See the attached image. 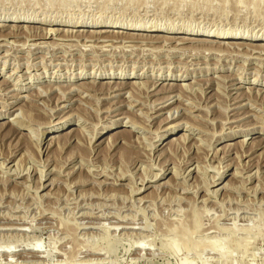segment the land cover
Instances as JSON below:
<instances>
[{
  "label": "rangeland",
  "instance_id": "1",
  "mask_svg": "<svg viewBox=\"0 0 264 264\" xmlns=\"http://www.w3.org/2000/svg\"><path fill=\"white\" fill-rule=\"evenodd\" d=\"M16 17L53 22L32 24L43 26L122 19L264 36V0H0V23ZM7 26L0 29V264H264V54L223 42L39 45L4 38ZM99 71L133 76L102 79L106 87L170 79L150 83L149 94L136 89L145 105L129 97V85L108 94L68 82ZM171 83L183 87L160 90ZM65 91L69 100L59 97ZM170 93L156 105L166 107L150 113L148 105ZM144 184L152 186L135 192Z\"/></svg>",
  "mask_w": 264,
  "mask_h": 264
},
{
  "label": "bare ground",
  "instance_id": "2",
  "mask_svg": "<svg viewBox=\"0 0 264 264\" xmlns=\"http://www.w3.org/2000/svg\"><path fill=\"white\" fill-rule=\"evenodd\" d=\"M29 15V14H28ZM18 17V16H17ZM15 18L14 20H11V23L13 24H8V23H5V24H2L0 23V29L6 27L7 25V28H10V30L4 35V38H8V37H15L17 39L21 38V37H25V39H30V40H42V41H38L36 42L37 44L39 45H42L43 44H47V43H52V42H56L55 39H63V40H71V39H74V40H79L80 39H84V41L87 43V42H104V43H107V44H104V45H107V46H112L114 44H117V43H120L121 45L124 44V46L126 44H130V45H135V44H138V43H142V44H150V45H153L155 46L156 44H160V42H163V44H161V46H171L173 45V47H182L184 46L185 43H195L197 42L196 44H199V45H202L203 44L205 46H207L206 44L208 43H222L225 44L227 43L226 45L229 44V46L231 47L232 45V49L233 47L235 48L236 46H239L241 47V49L243 50V48H246L247 50H245L246 52L249 51L251 54H254V53H257L259 54L260 56H262L264 54V36L262 35H258V34H246V33H236V32H232L230 30H220V29H214V30H209V29H202L197 27H188V26H185V27H181V26H177V25H174L173 24H161V23H151V25H146L145 22L143 21H138V22H134V23H123L122 19H113L111 21H107V22H100L98 19H93L91 21H88V22H84V21H61L59 24H54V25H51V26H43V25H49V23H53V22H50L49 20L47 19H41V20H38L39 23L43 24V25H32V24H35L37 21V19L35 18H29L27 17L26 19V22L25 21H22L21 19L19 18ZM22 21V22H21ZM52 21V20H51ZM54 21V20H53ZM17 22V24L15 23ZM39 23H36V24H39ZM164 25V26H163ZM185 25V24H184ZM36 27V28H35ZM15 28V29H14ZM24 28V29H23ZM35 29V30H29V29ZM23 29V31H22ZM236 31V30H235ZM25 33V35H24ZM27 33V35H26ZM1 37V36H0ZM48 39H51L52 41L51 42H48ZM55 40V41H54ZM227 42H224L226 41ZM62 42V41H61ZM83 43V42H82ZM96 43V44H97ZM175 43V44H173ZM95 44V45H96ZM102 44V43H101ZM141 44V45H142ZM191 44V45H192ZM232 44V45H230ZM58 45V44H56ZM88 45V44H87ZM90 45V44H89ZM94 45V47H95ZM210 45V44H208ZM219 45V44H218ZM48 46V45H47ZM91 46V45H90ZM93 46V44H92ZM123 46V45H122ZM127 46V45H126ZM149 46V45H148ZM193 46H196V45H193ZM198 46V45H197ZM196 46V48H197ZM204 46V48H206ZM215 46V45H214ZM223 46L225 45H220L218 47L222 48ZM229 46H227L228 48H230ZM41 47V46H40ZM113 47V46H112ZM145 47V46H144ZM157 47V46H155ZM187 47V46H186ZM191 47V46H189ZM200 47V46H198ZM208 47V46H207ZM226 47V48H227ZM143 48V47H142ZM161 48V47H160ZM181 48V49H182ZM194 48V47H192ZM212 48H214L212 46ZM225 48V49H226ZM88 49V48H87ZM134 49V48H133ZM199 49V48H198ZM210 50V48H208ZM206 49V50H208ZM215 49H217L215 47ZM219 49V48H218ZM231 49V51H232ZM222 50V49H220ZM236 50V49H235ZM211 51V50H210ZM234 51V50H233ZM239 51V49H238ZM240 52V51H239ZM242 52V51H241ZM86 54V53H85ZM207 62V61H206ZM136 67V66H135ZM112 68V67H111ZM170 68V67H169ZM226 69V68H225ZM183 71V70H182ZM83 71H80V73L82 74ZM94 72V71H93ZM111 72V71H110ZM186 72V71H185ZM102 72L99 71V75L97 74H94V75H90V76H82V75H78V76H75L73 78H70L71 76H69L68 78V82H80V81H84V82H81V85L83 86L82 88H86V89H89V90H93L95 92H104L105 90L107 91L108 94H110L111 92H116V90H123L125 89L126 87H128V85L131 87V91H130V98L133 99V101L135 100L136 102L138 101L140 104L142 105H145V103L143 101H141V99L139 98L141 96L138 97L137 93L139 94L142 93V91H139V89H141L143 87L144 90H146V92L149 94L151 92H153L156 87L154 89H150L149 86H150V83H152L153 86L157 85V83L159 82V79L160 80H167L169 77H158V76H154V79L153 81H146V84L142 83V82H139V84H137L136 81H133V82H127L126 80L125 81H120L119 83L116 81L117 79H130V77H133V76H125L124 74H122L121 72H118L117 74H113V73H108V74H100ZM205 73V72H204ZM184 73L182 72L180 75L182 76ZM150 75V74H149ZM68 76V75H67ZM146 76V75H144ZM143 76V77H144ZM29 77V76H28ZM44 77V76H43ZM138 77V76H137ZM141 77V76H139ZM150 77V76H149ZM172 77V76H171ZM178 77V76H177ZM32 78V76H31ZM116 79L115 81L112 80V82L110 81H107L106 83L108 84L107 87H106V84L105 82H100L102 79ZM163 78V79H162ZM183 78V76H182ZM182 78H176L177 80H181ZM211 79V77H209ZM170 79V78H169ZM174 79V80H176ZM254 79V78H253ZM256 79V78H255ZM86 80H88V82H86ZM203 80V79H202ZM212 80V79H211ZM40 81V80H39ZM47 80H43V82H46ZM66 81V80H65ZM255 82V80H253ZM42 82V81H40ZM61 82V80H58V81H55V83H59ZM253 82V83H254ZM143 84L140 86V84ZM149 83V84H148ZM197 83V82H196ZM252 83V82H251ZM53 84H51V86H53ZM164 85V84H163ZM177 85H180V87H183V83L182 84H176V83H171V85L169 84L168 88H166V86H162V89H160L161 91H163L164 93L165 92H174V86H177ZM260 86H264V84H260ZM179 87V86H178ZM177 87V88H178ZM179 87V88H180ZM70 88V87H69ZM186 88V87H185ZM254 88V87H253ZM60 89V88H59ZM139 92H137V90ZM182 89V88H181ZM180 90L183 91V90ZM184 89V88H183ZM71 90V89H70ZM186 90V89H184ZM159 91V90H157ZM157 91L153 94L155 95L157 93ZM192 91V90H191ZM66 92V91H65ZM137 92V93H136ZM179 92V93H180ZM106 93V94H107ZM136 93V95H135ZM144 93V92H143ZM158 93H161L160 91ZM157 93V94H158ZM168 94L166 96H162L161 98H163L164 100H160L159 102H156L158 100H153L151 102V105H148V106H151L150 108V113L152 112H156L158 111V109H164L166 106H161L160 108H156V105L159 104V103H162V102H165V101H169L170 99H172L175 95H171ZM183 93V92H182ZM193 93V92H192ZM195 93V92H194ZM66 93H63L62 96H59L61 99H66ZM70 94V93H69ZM112 94V93H111ZM181 94V93H180ZM191 94V93H190ZM129 95V94H128ZM194 95V94H193ZM39 97H43L44 95H42L41 93H39L38 95ZM47 96V95H46ZM45 96V97H46ZM180 96V95H179ZM17 97H20V96H17ZM91 97V96H90ZM112 97V96H111ZM160 97V96H159ZM159 98V99H161ZM99 99V97L97 98ZM130 99V100H131ZM66 100H69L68 97ZM179 100V99H178ZM97 101V100H96ZM182 101V100H181ZM132 104V103H131ZM148 104V103H147ZM146 104V106H147ZM99 105V104H98ZM134 105V104H132ZM131 105V106H132ZM145 106V107H146ZM167 106H169V104H167ZM196 106V105H195ZM64 107V106H62ZM148 108V107H147ZM18 108H16L14 111H16ZM34 109V108H32ZM200 109V108H199ZM23 110V109H22ZM35 110V109H34ZM33 110V111H34ZM37 110V109H36ZM149 110V109H148ZM24 111V110H23ZM30 111V110H29ZM83 111V110H82ZM99 111V110H98ZM171 111H173L172 109L169 110V114L171 115ZM34 112H37V111H34ZM33 112V113H34ZM39 112V110H38ZM43 112L45 113V111L43 110ZM149 112V111H148ZM23 113V112H22ZM25 113V111H24ZM27 113V112H26ZM25 113V114H26ZM131 113V112H130ZM24 114V115H25ZM36 114V113H35ZM41 114V113H40ZM46 114V113H45ZM89 114V113H88ZM98 114V113H97ZM145 114V113H144ZM23 115V116H24ZM28 115V114H27ZM37 115V114H36ZM148 115V113H147ZM170 115H167L165 116V120L169 119ZM20 116V115H18ZM21 117V119L24 121L26 120L25 117ZM26 116V115H25ZM30 115H28L27 117H29ZM39 116V114H38ZM145 116V115H144ZM169 116V117H168ZM32 117V116H31ZM30 117V119H31ZM41 117V116H40ZM149 118H151L152 116H148ZM201 117V116H200ZM173 118V117H172ZM29 119V118H28ZM26 120L27 122H29V124H32L33 122L30 123V119L29 120ZM148 120V119H147ZM33 121V120H32ZM119 121V120H118ZM116 122V121H115ZM49 123V122H48ZM61 122H58L56 123L57 127L56 129L59 127V124ZM125 125V124H124ZM178 123L176 124H173V125H169V127L167 128L168 129H171V130H174V128L178 127ZM22 127V126H21ZM54 128V127H53ZM109 128H113V126H109ZM117 128V127H116ZM126 130V129H125ZM54 131V130H53ZM126 131H130V130H126ZM40 134V133H39ZM31 136V135H30ZM180 137V136H179ZM247 140V139H246ZM245 140V141H246ZM184 142V141H183ZM205 145V144H204ZM4 162V161H3ZM208 164V163H207ZM21 165V164H20ZM1 166V165H0ZM10 167V166H9ZM211 167V166H210ZM8 168V167H7ZM12 168V167H11ZM10 168V169H11ZM176 168V167H175ZM4 169V168H3ZM191 169V168H190ZM91 170V169H90ZM200 170V169H199ZM11 173V172H10ZM44 174V173H43ZM42 174V175H43ZM158 175V174H156ZM45 176V175H44ZM41 177V176H40ZM147 178V177H146ZM212 178V177H211ZM201 179V178H200ZM259 179V178H258ZM164 183V182H163ZM205 184V183H204ZM209 184V183H208ZM152 185H147V184H144V187L143 188H137L135 192H141V191H145L147 188L151 187ZM198 187V186H197ZM220 188V187H219ZM218 188V189H219ZM226 188V184H224L222 186V189H225ZM256 189V188H255ZM220 191V190H218ZM208 192V191H207ZM214 193V192H213ZM45 195V194H44ZM216 196V195H215ZM41 199V198H40ZM240 199V198H239ZM217 201V200H216ZM239 203V202H238ZM246 205V204H245ZM237 208V207H236ZM14 210V209H13ZM232 213V212H231ZM126 214V213H125ZM231 218V217H230ZM87 221V220H86ZM116 227V226H115ZM135 228V227H134ZM5 229V228H4ZM132 233V232H131ZM20 237V236H19ZM184 237V236H183ZM186 238V237H185ZM184 242V241H183ZM187 242V241H186ZM1 243V242H0ZM137 243V242H136ZM189 243V242H188ZM191 243V242H190ZM217 243V242H216ZM196 244V243H195ZM39 245V244H38ZM212 248L213 249H218V246H215L213 243H212ZM2 247V246H1ZM193 248V246H191ZM9 248V247H8ZM190 247L188 246V249ZM1 249V248H0ZM6 248H4L5 250ZM11 250V249H9ZM38 250V249H37ZM191 250V249H189ZM215 250V251H216ZM8 251V250H6ZM20 262V261H19Z\"/></svg>",
  "mask_w": 264,
  "mask_h": 264
}]
</instances>
